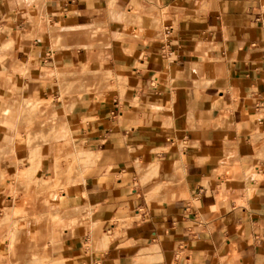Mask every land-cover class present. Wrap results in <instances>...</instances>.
Returning a JSON list of instances; mask_svg holds the SVG:
<instances>
[{
  "label": "crops",
  "instance_id": "0c3cea01",
  "mask_svg": "<svg viewBox=\"0 0 264 264\" xmlns=\"http://www.w3.org/2000/svg\"><path fill=\"white\" fill-rule=\"evenodd\" d=\"M25 104L68 145L29 142ZM44 241L55 264H264V0H0V264Z\"/></svg>",
  "mask_w": 264,
  "mask_h": 264
},
{
  "label": "rangeland",
  "instance_id": "374dc122",
  "mask_svg": "<svg viewBox=\"0 0 264 264\" xmlns=\"http://www.w3.org/2000/svg\"><path fill=\"white\" fill-rule=\"evenodd\" d=\"M18 121L23 122L26 137L31 143H54L57 148L68 145V140L58 119H50L45 116L42 108L38 104H25L19 108ZM39 115V116H38ZM39 117V118H37ZM39 131V133H38ZM37 132V133H36ZM64 165V158L57 159L55 174L57 179H61L65 174H76L79 167V159L75 152H71ZM16 261L11 264H55L48 254L46 241L37 248L33 245L27 246L24 250L17 252Z\"/></svg>",
  "mask_w": 264,
  "mask_h": 264
}]
</instances>
